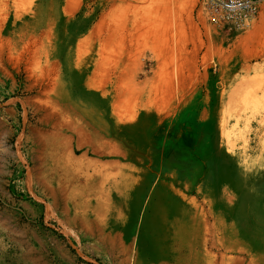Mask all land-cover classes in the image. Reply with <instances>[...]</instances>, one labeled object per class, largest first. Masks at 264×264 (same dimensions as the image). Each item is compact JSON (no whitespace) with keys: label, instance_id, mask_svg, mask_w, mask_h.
Segmentation results:
<instances>
[{"label":"rangeland","instance_id":"374dc122","mask_svg":"<svg viewBox=\"0 0 264 264\" xmlns=\"http://www.w3.org/2000/svg\"><path fill=\"white\" fill-rule=\"evenodd\" d=\"M0 264H264V10L0 0Z\"/></svg>","mask_w":264,"mask_h":264},{"label":"built area","instance_id":"2783aa9c","mask_svg":"<svg viewBox=\"0 0 264 264\" xmlns=\"http://www.w3.org/2000/svg\"><path fill=\"white\" fill-rule=\"evenodd\" d=\"M205 9L220 19L242 28L264 10V0H203Z\"/></svg>","mask_w":264,"mask_h":264}]
</instances>
